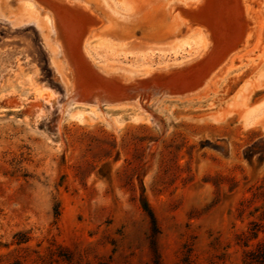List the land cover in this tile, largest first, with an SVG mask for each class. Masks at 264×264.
<instances>
[{
	"label": "rangeland",
	"instance_id": "obj_1",
	"mask_svg": "<svg viewBox=\"0 0 264 264\" xmlns=\"http://www.w3.org/2000/svg\"><path fill=\"white\" fill-rule=\"evenodd\" d=\"M83 1L102 27L71 64L49 5L0 0V264H155L142 199L160 264H243L264 240V0L243 22L221 0L214 50L183 9L201 1Z\"/></svg>",
	"mask_w": 264,
	"mask_h": 264
},
{
	"label": "bare ground",
	"instance_id": "obj_2",
	"mask_svg": "<svg viewBox=\"0 0 264 264\" xmlns=\"http://www.w3.org/2000/svg\"><path fill=\"white\" fill-rule=\"evenodd\" d=\"M40 1L42 2V4H45V5L47 4L51 8L50 10L52 12H50V15H46L45 18H46V21L48 22V24L51 25V28L56 33V37H57L56 41L60 43V45L62 47V52H64L65 56H67L66 58H68V60L70 62L72 61V62L77 63V60H76V57L74 54L75 44H79L78 47L81 45L83 47V49H85L87 41L89 39H91L92 37L94 38V36L97 37L96 35L98 34V28H99L97 26H99V24H101V19H98V17L96 18L94 15H92L93 11L88 7L87 2L83 1V0H60V2H59V0H40ZM196 1H201V4H202V6L200 7V10H198V12H197V15L192 14V12L190 11V8L196 9V7H197L196 4H192V5L186 4L183 7L184 11L185 10L188 11V13L191 15V20L202 21V23L206 25V27L210 30V32L213 31V33L215 34L214 30L221 26V22H222V19L224 17L223 9H224V7H226L225 4L227 5L229 2L227 1V3H225V2L222 3L221 0H196ZM27 2L29 3L30 7L32 5H34L33 2H30V1H27ZM208 3H210V5ZM246 3H247L246 0H238L237 1L236 6L233 8L234 10H236L239 13L237 16H235L236 20L238 19L241 22H243L245 20V18H247L245 16H246V12L248 9L247 7H249V6ZM228 14H229L228 10L226 9L225 16ZM180 18H182V17H180ZM247 19H249V18H247ZM238 23H240V22H238ZM249 25H250L249 20H248V22L245 21L242 24V27L240 28L241 32H239L238 34L237 33L234 34V36H232L231 40L229 38L230 41L228 43L226 42L227 44L225 45V47H218V49L213 51L212 54L211 53L209 54L210 56H213V57H219L217 61L213 62L214 66L224 59V57L228 51H230L231 49H235L240 43H243V45L245 47L248 45V43L250 42V38L253 35V34L248 35L247 28ZM227 27H229V26L227 25ZM100 28H99V30H100ZM249 31H251V30H249ZM252 31H254V30H252ZM213 33L211 32V36L209 35V37H210V39L211 38L214 39V41L216 39V42L213 44L214 45L213 50H214L216 45L218 43H220L221 40L222 41L225 40V38L214 37L215 35H213ZM254 34H256V32ZM98 36H99V34H98ZM222 41H221V43H222ZM212 46H211V48H212ZM221 52H222V54L220 55L219 53H221ZM237 52H239V51H237ZM236 54L238 55V53H236ZM69 55L72 57V58H70L71 60L68 57ZM218 55H220V56H218ZM234 58H235V56H234ZM212 61H213V59L211 60V62ZM231 61H233V60H231ZM72 62H71V64H72ZM210 68L212 69L213 67H210ZM210 68H208V69L210 70ZM74 71H76V70H74ZM73 73H75V72H73ZM190 74H192V73H190ZM77 75L78 74H75V77ZM82 79H84V78H82ZM81 82H82V80L81 81H79V80L72 81V89H73V91H75V93L78 97L84 96V94H85L84 88H83V85ZM87 83H89V82H87ZM89 86H87V87H89ZM98 87L99 86H96V89ZM89 88H92V87L90 86ZM109 95L111 96V94H109ZM131 97H132V95H131ZM110 98L112 99L113 97L111 96ZM110 98L107 95L106 91L104 92L102 90V88H98L97 90L94 91L93 96H86L84 99H88V100L90 99V100L96 102V104H97L99 101L111 102L112 100Z\"/></svg>",
	"mask_w": 264,
	"mask_h": 264
},
{
	"label": "trees",
	"instance_id": "obj_3",
	"mask_svg": "<svg viewBox=\"0 0 264 264\" xmlns=\"http://www.w3.org/2000/svg\"><path fill=\"white\" fill-rule=\"evenodd\" d=\"M141 202L142 208L145 211L147 217L149 218L151 225L150 244L155 255L154 263L160 264L158 260V255L156 253V235L159 232L157 221L148 203L144 199H142ZM257 226V223H254L253 226L250 228L251 236L255 237L257 235L259 231V227ZM244 245H247V243H245ZM243 264H264V240L258 241L254 246L249 247L245 250Z\"/></svg>",
	"mask_w": 264,
	"mask_h": 264
},
{
	"label": "water",
	"instance_id": "obj_4",
	"mask_svg": "<svg viewBox=\"0 0 264 264\" xmlns=\"http://www.w3.org/2000/svg\"><path fill=\"white\" fill-rule=\"evenodd\" d=\"M196 8H197V7H196ZM191 9H195V8H190V11H191ZM231 50H232V49H231ZM228 52H229V51H228ZM228 52H227V53H228ZM227 53H226V54H227Z\"/></svg>",
	"mask_w": 264,
	"mask_h": 264
}]
</instances>
